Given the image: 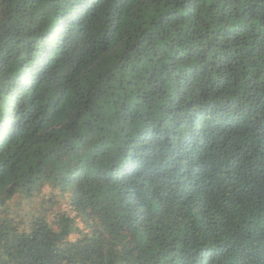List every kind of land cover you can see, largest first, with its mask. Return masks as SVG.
<instances>
[{
    "label": "trees",
    "instance_id": "1",
    "mask_svg": "<svg viewBox=\"0 0 264 264\" xmlns=\"http://www.w3.org/2000/svg\"><path fill=\"white\" fill-rule=\"evenodd\" d=\"M0 264H264V0H0Z\"/></svg>",
    "mask_w": 264,
    "mask_h": 264
}]
</instances>
